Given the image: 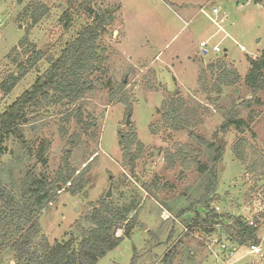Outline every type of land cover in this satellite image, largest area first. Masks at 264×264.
Segmentation results:
<instances>
[{
  "label": "rangeland",
  "instance_id": "1",
  "mask_svg": "<svg viewBox=\"0 0 264 264\" xmlns=\"http://www.w3.org/2000/svg\"><path fill=\"white\" fill-rule=\"evenodd\" d=\"M69 1L0 0V82L10 73L15 74L13 60L24 62L33 48L44 55L10 94L0 98V113L46 71V57H57L60 49L85 27H95L102 19L106 23L96 41L100 64L88 76L91 90L71 106L44 107L28 114L20 128L23 139L10 137L3 145L0 182L15 190L24 175L33 169L52 177L66 158L65 151L69 152L67 158L75 168L81 169L84 162L89 163L83 190L74 195H60L41 214L40 234L35 243L44 237L53 245L67 241L70 235L77 236V227H88L86 216L102 199L119 207L136 200L140 206L133 234L96 264H131L132 261L162 264L169 250L171 255L165 264H263L243 249L235 257L227 258L219 249L221 239L228 237L221 225H212V232L188 231L187 221L194 217L192 209L198 208L199 215H206L198 204L202 195H206L202 185L207 177L197 171L195 154L188 157L187 152L199 153L200 162L211 167V152L205 144L220 140L225 143L223 156L216 165L218 182L210 208L224 218L252 220L258 229L257 237L262 238L264 92L260 93L263 105L259 106L252 99L244 77L250 67L248 61L259 58L264 50V0L260 3L254 0ZM201 6H205L207 14H211V8L219 9L214 18L222 19L220 25L225 33L217 32L214 24L199 12ZM39 7L46 8L48 13L33 23L31 14ZM67 10L71 23L65 30L61 19ZM105 12L108 17H103ZM25 38L27 44L20 48L19 43ZM200 40L207 41L206 54L199 50ZM214 45L221 52H213ZM223 55L240 80L223 87L219 96L212 94V101L208 102L198 92L199 65L206 66ZM121 85L124 88L119 91ZM113 91L119 92L112 95ZM173 94L206 107L207 111L201 112L202 123L192 131L203 142L190 138L188 131L161 129L152 133L151 125L160 120L156 110ZM123 95L133 111L128 126L126 106L119 102ZM236 112L240 118L252 120L250 128L239 133L231 127L221 133L222 124ZM87 123L89 129L84 132ZM131 128L143 145L135 176L122 167L118 145L119 133L128 134ZM74 135H79L81 141L75 146L70 140ZM242 137L256 149L257 155L263 156V162H258L246 149L262 169L257 173L249 174L233 154V147ZM41 143H48L45 165L39 159ZM179 150L184 153L180 155ZM167 153L180 156L170 164ZM229 223L225 221L223 225ZM121 235L118 232L117 236ZM242 254L246 257L240 259ZM12 263L10 254L0 259V264Z\"/></svg>",
  "mask_w": 264,
  "mask_h": 264
},
{
  "label": "trees",
  "instance_id": "2",
  "mask_svg": "<svg viewBox=\"0 0 264 264\" xmlns=\"http://www.w3.org/2000/svg\"><path fill=\"white\" fill-rule=\"evenodd\" d=\"M254 1L260 3L263 0ZM87 3L90 1L87 0ZM86 10L90 15L93 14L92 10L87 8ZM47 13L46 8L34 9L31 14L32 22L37 23ZM103 17H108L107 12L103 13ZM70 20L71 14L67 10L61 19L65 30L69 29ZM104 21L102 19L97 22L95 27L88 26L82 29L76 34L74 40L67 42L60 49L57 57H46L45 60L48 64L46 71L37 77L30 88L0 113V157L5 154L3 145L6 140L10 137L19 141L23 139L20 128L28 114L37 112L44 107L66 104L71 106L91 90L92 81L88 79V76L93 74L95 66L100 64L96 41L104 32L106 24ZM25 44H27V38L20 41L19 47L24 48ZM43 57L41 51H35L33 48L24 62H19L18 58L13 60L16 72L15 74L10 73L0 82V98L10 94L27 73L35 69ZM226 58L227 56L223 55L206 66L199 65L198 92L204 94L208 102L212 101V94L215 93L219 96L223 87L235 85L240 80L235 69L226 62ZM248 62L250 67L244 77V82L251 89L254 102L262 106L260 93L264 92V50L259 58L250 59ZM122 88L124 85L119 86L118 90L121 91ZM117 92L113 91L112 95ZM127 99V96L123 95L119 102L126 106V116L130 117L133 111ZM205 108L195 101L185 100L179 95L173 94L162 103L160 109L156 110L160 115V120L155 125H151L150 129L153 134L161 129L188 131L190 138L203 142L192 131L202 123L201 116L203 114L201 112L207 111ZM237 114V112L233 113L222 124L221 133H226L231 127H234L239 133L250 128L249 122L252 120L250 121L248 117L246 121ZM88 129L89 124H84L83 131L87 132ZM252 135L255 138L254 133ZM118 136V145L122 153V167L126 168L131 176H135L137 160L143 150V145L137 140L132 128L128 134L119 133ZM70 140L74 146L81 143L79 135L72 136ZM21 142L23 143V141ZM41 144L39 159L41 164L45 165L44 154L47 152L48 143ZM205 148L211 152V167L200 162L199 153L187 152L188 157L195 154L194 164L197 165V171L207 177L202 185L206 195H202L198 204L205 210L206 215H199L198 208L192 209L191 207L194 217L187 221L188 231L212 232V225H221L227 231L231 243L240 246L258 245L260 243L257 237L258 229L249 226L246 219L232 216L224 218L210 208L218 182L216 165L223 156L225 143L222 140L206 143ZM246 149H249L251 154L257 157L258 162H263V156L257 155L256 149L249 145L244 137L233 147L235 158L246 167L249 174L259 172L262 169L257 166V161L253 162L254 159L249 157ZM181 150L178 151L180 155L184 153V150ZM69 155V152L65 151L66 158L52 177L45 172L37 173L33 169L24 175L17 190L7 188L0 182V259L10 254L15 264H96L99 259L114 250L124 238H130L133 234L137 225L136 211L140 206L139 201L131 200L128 205L119 207L110 200L102 199L86 216L85 222L88 227H77L79 232L77 236L70 235L67 241L56 242L53 245H50L44 237L35 243L40 234L38 221L41 214H44L45 210L60 195L77 194L87 184L88 161L82 164L81 169L75 168L67 158ZM180 155L167 153L166 160L171 164L177 161ZM260 174H264V172ZM132 213L134 215H131ZM225 221L230 223L224 226ZM118 232L122 233L121 237L117 236ZM170 255L171 250L166 253L162 264H165ZM131 264H135V261H132Z\"/></svg>",
  "mask_w": 264,
  "mask_h": 264
},
{
  "label": "built area",
  "instance_id": "3",
  "mask_svg": "<svg viewBox=\"0 0 264 264\" xmlns=\"http://www.w3.org/2000/svg\"><path fill=\"white\" fill-rule=\"evenodd\" d=\"M205 7L201 8L199 10L200 13L204 14L213 24L214 26L217 28V32L219 33H225L224 29L222 28V26L220 25V23L222 22V19L220 20H216V17L219 14V9L217 8H211V14H207L204 10ZM241 49L243 50V48L241 47ZM199 50L203 53L205 52V54L207 53V41H202L199 43ZM212 51L215 53H219L221 52V49L219 48L218 45H214L212 47ZM169 218V217H167ZM248 222L249 226L252 227H256V224H254V222L252 220H246ZM260 243L258 245H249V246H240L234 243H231L228 237H224L221 239L220 244H219V249L221 252L225 253V255L227 256V258H233L235 257V255H237V253L243 249L245 251H247L248 254L252 255L253 257L257 258L258 261H263L264 262V236L262 238L258 237ZM246 256L244 254H242V256L240 257V259L245 258ZM258 264V263H256ZM264 264V263H263Z\"/></svg>",
  "mask_w": 264,
  "mask_h": 264
},
{
  "label": "water",
  "instance_id": "4",
  "mask_svg": "<svg viewBox=\"0 0 264 264\" xmlns=\"http://www.w3.org/2000/svg\"><path fill=\"white\" fill-rule=\"evenodd\" d=\"M108 12H110V11L108 10ZM203 54H205V52H203ZM129 118L130 117H127V120H126V125L127 126L130 124ZM155 155H157V154H155ZM109 197H110V193H107L106 198H109ZM12 264H14V263H12Z\"/></svg>",
  "mask_w": 264,
  "mask_h": 264
},
{
  "label": "crops",
  "instance_id": "5",
  "mask_svg": "<svg viewBox=\"0 0 264 264\" xmlns=\"http://www.w3.org/2000/svg\"><path fill=\"white\" fill-rule=\"evenodd\" d=\"M182 6H184V5H182ZM203 7H205V6H201V8H203ZM201 8H200V9H201ZM200 9H199V10H200ZM202 41H204V40H200V42H202ZM200 42H199V43H200ZM173 79H175V78H173Z\"/></svg>",
  "mask_w": 264,
  "mask_h": 264
}]
</instances>
